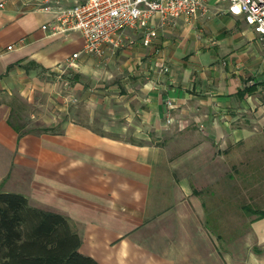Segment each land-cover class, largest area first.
Here are the masks:
<instances>
[{
	"label": "crops",
	"instance_id": "crops-1",
	"mask_svg": "<svg viewBox=\"0 0 264 264\" xmlns=\"http://www.w3.org/2000/svg\"><path fill=\"white\" fill-rule=\"evenodd\" d=\"M46 1L0 0V191L64 215L101 264H197L168 246L171 221L204 228L191 184L263 133L264 41L227 3L207 0L206 15L153 18L150 46L126 29V46L99 57L79 32L42 29L85 0H49L50 11ZM74 53L66 87L55 68ZM250 233L259 253L245 245L239 260L211 264H264V233Z\"/></svg>",
	"mask_w": 264,
	"mask_h": 264
},
{
	"label": "rangeland",
	"instance_id": "rangeland-1",
	"mask_svg": "<svg viewBox=\"0 0 264 264\" xmlns=\"http://www.w3.org/2000/svg\"><path fill=\"white\" fill-rule=\"evenodd\" d=\"M68 74H55V78L70 86L73 69ZM216 158V166H205L212 171L191 184L194 203L190 207L204 214L200 222L205 227L187 231L188 221L173 220V235L168 237L169 247L176 242L185 246L183 255L197 264L222 263L227 254L237 261L245 245L248 256L259 253L258 239L250 230L257 235L264 233V217L258 219L264 212V131L232 144ZM182 207L178 210H188L186 203Z\"/></svg>",
	"mask_w": 264,
	"mask_h": 264
},
{
	"label": "built area",
	"instance_id": "built-area-1",
	"mask_svg": "<svg viewBox=\"0 0 264 264\" xmlns=\"http://www.w3.org/2000/svg\"><path fill=\"white\" fill-rule=\"evenodd\" d=\"M222 1L227 3L229 13L243 17L246 24L264 41V0ZM52 7L47 0L42 9L50 11ZM208 12L206 0H85L62 8L54 19L42 25V29L49 36L79 32L84 38V52L105 57L109 50L126 46V29L141 31L143 45L150 46L155 37L151 26L153 18L162 21L190 19ZM24 44L25 40L22 39L9 45L8 49L22 47ZM79 54L74 53L57 65L56 74L60 77L77 67L75 60ZM66 86H69L68 82Z\"/></svg>",
	"mask_w": 264,
	"mask_h": 264
},
{
	"label": "trees",
	"instance_id": "trees-1",
	"mask_svg": "<svg viewBox=\"0 0 264 264\" xmlns=\"http://www.w3.org/2000/svg\"><path fill=\"white\" fill-rule=\"evenodd\" d=\"M81 245L64 215L33 207L21 193L0 191V264H101Z\"/></svg>",
	"mask_w": 264,
	"mask_h": 264
}]
</instances>
